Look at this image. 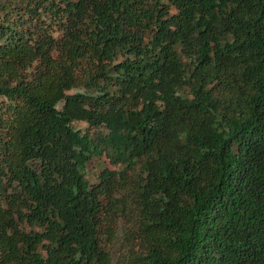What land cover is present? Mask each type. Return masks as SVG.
Instances as JSON below:
<instances>
[{"label":"trees","instance_id":"1","mask_svg":"<svg viewBox=\"0 0 264 264\" xmlns=\"http://www.w3.org/2000/svg\"><path fill=\"white\" fill-rule=\"evenodd\" d=\"M0 264H264V0H0Z\"/></svg>","mask_w":264,"mask_h":264}]
</instances>
